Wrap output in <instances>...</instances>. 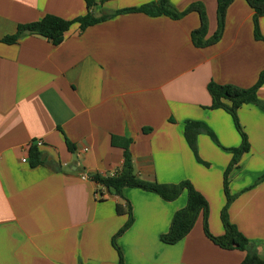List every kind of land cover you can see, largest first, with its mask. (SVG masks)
<instances>
[{"label":"crops","instance_id":"obj_1","mask_svg":"<svg viewBox=\"0 0 264 264\" xmlns=\"http://www.w3.org/2000/svg\"><path fill=\"white\" fill-rule=\"evenodd\" d=\"M90 1L0 0V264H119L112 240L128 215L116 206L127 201L134 222L117 239L125 264H242L247 253L214 244L202 215L180 242L161 241L186 207L187 192L167 202L125 188L123 200L92 177L119 173L124 150L112 139H130L135 175L159 184L190 181L209 203L210 233L224 235V174L233 159L226 149L238 148L241 137L226 111L211 109L208 84L249 89L258 82L264 41L255 38L253 10L234 0L220 41L198 48L191 37L201 26L197 12L179 20L113 15L158 0ZM170 2L179 12L201 3L205 40L215 35L217 0ZM87 14L109 18L83 30L72 25L57 46L30 35L3 41L46 15ZM259 26L264 37V17ZM258 96L264 101V83ZM238 116L256 154L245 153L230 173V193L237 195L228 215L264 259V110L244 105ZM186 121L203 122L216 135L219 144L198 136L208 165L188 145ZM38 140L41 164L32 165L30 145Z\"/></svg>","mask_w":264,"mask_h":264},{"label":"trees","instance_id":"obj_2","mask_svg":"<svg viewBox=\"0 0 264 264\" xmlns=\"http://www.w3.org/2000/svg\"><path fill=\"white\" fill-rule=\"evenodd\" d=\"M250 8L254 12V34L257 40L264 41L261 34L259 21L264 17V0H246ZM92 1L88 0V7ZM234 0H217V19L218 28L215 35L205 40L208 19L204 6L201 3L192 4L185 12H179L171 4L170 0H158L156 2L148 3L139 8L125 9L115 12L113 15L125 12L143 13L151 17L167 16L174 20H179L189 13L197 12L200 16L201 26L199 29L192 32L193 44L198 48H204L214 45L220 41L223 36L227 12ZM107 17L95 18L89 14L77 19L67 20L54 15H46L40 21L18 26L17 33L13 36L6 37L3 41L8 44L16 43L23 36H40L51 41L54 45H60L65 34L70 30L72 25L79 24L81 29H86L96 23L104 21ZM264 83V72L255 86L249 89L239 88L233 85H220L216 82L208 84V91L212 97L213 103L211 109H222L226 111L231 117L241 137V145L235 149H226L231 152L233 159L230 166L224 174V193L226 196V204L221 212V222L224 226V235L215 237L210 233L208 219H209V203L207 199L188 181H181L177 184H159L156 182H147L139 179L134 173L133 158L131 154L132 140L113 137L112 144L115 147L124 150V163L119 173L113 176L94 175L93 180L102 186L104 189L108 188L109 193L124 200L123 192L125 188H138L144 191L152 192L160 196L167 202H172L178 199L183 192H187L188 201L185 208L177 211L173 217L172 224L168 233L162 235L161 241L168 245H174L183 240L194 228L200 215L203 216L204 232L206 236L217 246L227 250H242L247 253L242 264H264V259L259 255L256 244L248 240L238 228L231 223L228 215L229 206L236 199V196L231 195L229 189V177L232 170L239 164L241 157L250 152V143L245 133L238 116V110L244 105H256L264 110V101L258 96V91ZM201 134H207L215 143L219 144L216 135L203 122L186 121L184 124L185 139L193 151L198 162L204 163L198 153L197 140ZM70 151H74V146L68 142ZM30 157L32 165L41 164V153L37 147L31 146ZM264 177L262 178V180ZM116 210L118 214L128 215V220L120 232L113 237L112 243L119 255V264L124 263V257L121 249L117 244V239L134 222L132 207L129 201L125 205L117 204Z\"/></svg>","mask_w":264,"mask_h":264},{"label":"built area","instance_id":"obj_3","mask_svg":"<svg viewBox=\"0 0 264 264\" xmlns=\"http://www.w3.org/2000/svg\"><path fill=\"white\" fill-rule=\"evenodd\" d=\"M43 141H40V140H38V141H34L31 145H30V148H31V146H36V147H42L43 146ZM22 161L23 162H27L28 160H27V158H24V159H22ZM84 179H85V177H83Z\"/></svg>","mask_w":264,"mask_h":264},{"label":"rangeland","instance_id":"obj_4","mask_svg":"<svg viewBox=\"0 0 264 264\" xmlns=\"http://www.w3.org/2000/svg\"><path fill=\"white\" fill-rule=\"evenodd\" d=\"M250 153H251V155H253V156L256 154V153H254V152H252V151H251ZM231 195H232V194H231ZM236 195H237V194H236ZM236 195H234V196H236Z\"/></svg>","mask_w":264,"mask_h":264},{"label":"water","instance_id":"obj_5","mask_svg":"<svg viewBox=\"0 0 264 264\" xmlns=\"http://www.w3.org/2000/svg\"><path fill=\"white\" fill-rule=\"evenodd\" d=\"M106 191H107L108 193L110 192L108 188H106Z\"/></svg>","mask_w":264,"mask_h":264}]
</instances>
